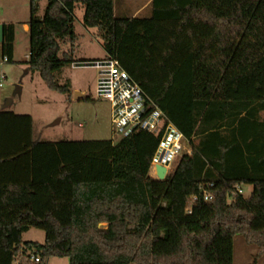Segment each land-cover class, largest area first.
Returning <instances> with one entry per match:
<instances>
[{
    "label": "trees",
    "instance_id": "16d2710c",
    "mask_svg": "<svg viewBox=\"0 0 264 264\" xmlns=\"http://www.w3.org/2000/svg\"><path fill=\"white\" fill-rule=\"evenodd\" d=\"M41 1L30 0L29 69L71 93L57 73L82 61L61 58L60 41H75L83 5L107 59L192 154L161 181L151 175L159 141L145 131L40 141L31 116L0 111V264H233L236 234L264 252V0H152L149 16L125 18L114 0H48L43 16ZM15 29L4 24L10 62ZM246 185L250 197L229 201ZM31 229L45 231V244L23 243Z\"/></svg>",
    "mask_w": 264,
    "mask_h": 264
},
{
    "label": "rangeland",
    "instance_id": "374dc122",
    "mask_svg": "<svg viewBox=\"0 0 264 264\" xmlns=\"http://www.w3.org/2000/svg\"><path fill=\"white\" fill-rule=\"evenodd\" d=\"M147 0H114L116 18L131 17ZM40 15L43 16L48 0H42ZM30 0H0V24H14L15 43L11 62L1 63L0 79L6 81L0 86V111L16 115H29L33 118L34 139L40 141H113L120 137L114 135L112 124V104L96 96L97 70L92 68L75 69L72 65L57 73L62 85H70V94H61L51 90L39 71L29 69L30 59L29 33L24 31V23L30 18ZM146 8L141 17L150 15ZM85 8L79 5L75 10V41H60V57L71 55L76 61H94L107 59L99 32L84 26ZM0 56H4L3 44L0 43ZM17 86L22 87V94L16 95ZM82 94L77 98L76 94ZM90 100H87V99ZM13 99V104L3 110L6 102ZM187 150L190 146L184 142ZM177 160L172 163L175 167ZM253 186L243 187L242 195L251 196ZM230 198L229 201H231ZM23 243L45 244L46 233L31 229L22 237ZM33 262V261H32ZM34 263V262H33ZM48 264H70L68 258L53 257ZM233 264H264V252L243 234L234 236Z\"/></svg>",
    "mask_w": 264,
    "mask_h": 264
},
{
    "label": "built area",
    "instance_id": "2783aa9c",
    "mask_svg": "<svg viewBox=\"0 0 264 264\" xmlns=\"http://www.w3.org/2000/svg\"><path fill=\"white\" fill-rule=\"evenodd\" d=\"M1 63L10 62L8 56H0ZM75 69L92 68L97 70L96 96L106 99L112 104L113 132L117 137L137 131H145L153 135L159 141V146L154 156L151 175L158 179V165L166 167L168 173L175 167L172 163L177 159V164L185 154H191L187 150L184 136L168 120L166 114L145 96L142 88L130 77L128 72L122 68L119 61L115 59H104L85 61L72 64ZM6 81L5 77L0 79V86ZM243 188L238 186L231 194H242ZM212 194L205 193L204 200H211ZM197 197L192 198V203ZM191 211V206L189 208ZM33 261L40 262L39 258Z\"/></svg>",
    "mask_w": 264,
    "mask_h": 264
},
{
    "label": "water",
    "instance_id": "95a60500",
    "mask_svg": "<svg viewBox=\"0 0 264 264\" xmlns=\"http://www.w3.org/2000/svg\"><path fill=\"white\" fill-rule=\"evenodd\" d=\"M5 40V35H4V24H0V43L2 44ZM15 94L16 95H21L22 94V87L21 86H17L16 87V90H15ZM76 97L77 98H82V94L80 93H77L76 94ZM13 104V99H9L5 106L3 107V110L8 108L10 105ZM157 169V176H158V179L163 181L165 180L167 174H168V170L166 169V167L162 166V165H158L156 167Z\"/></svg>",
    "mask_w": 264,
    "mask_h": 264
},
{
    "label": "crops",
    "instance_id": "0c3cea01",
    "mask_svg": "<svg viewBox=\"0 0 264 264\" xmlns=\"http://www.w3.org/2000/svg\"><path fill=\"white\" fill-rule=\"evenodd\" d=\"M152 0H147V2L145 4H143L142 6H140V8H138L134 13H133V17L140 15L141 12H143V10H145L146 8H148L149 4L151 3ZM24 31L28 32L29 31V25L26 23H24ZM96 60V59H93ZM192 151V148L190 147V149ZM192 154V153H191ZM177 167V165L175 166V168ZM174 168V169H175ZM173 169V170H174Z\"/></svg>",
    "mask_w": 264,
    "mask_h": 264
},
{
    "label": "bare ground",
    "instance_id": "6f19581e",
    "mask_svg": "<svg viewBox=\"0 0 264 264\" xmlns=\"http://www.w3.org/2000/svg\"><path fill=\"white\" fill-rule=\"evenodd\" d=\"M177 160V159H176Z\"/></svg>",
    "mask_w": 264,
    "mask_h": 264
}]
</instances>
